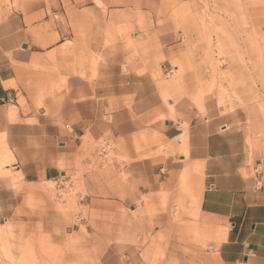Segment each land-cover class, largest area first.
<instances>
[{
  "label": "rangeland",
  "instance_id": "obj_1",
  "mask_svg": "<svg viewBox=\"0 0 264 264\" xmlns=\"http://www.w3.org/2000/svg\"><path fill=\"white\" fill-rule=\"evenodd\" d=\"M239 2L0 0L5 74L14 84L0 133V264H220L222 242L212 237L219 225L199 212L188 185L145 194L140 173L125 168L157 156L188 158L186 145L154 127L157 118L138 125L131 140H115L106 110L103 134L87 132L71 151L29 146L9 132L58 116L75 80L92 89L100 69L115 63L154 81L170 110L173 98L204 112L208 97L224 113L240 109L249 148L264 151V2ZM168 35L174 47L164 55L159 37ZM28 161L65 175L28 185L17 168Z\"/></svg>",
  "mask_w": 264,
  "mask_h": 264
},
{
  "label": "crops",
  "instance_id": "obj_2",
  "mask_svg": "<svg viewBox=\"0 0 264 264\" xmlns=\"http://www.w3.org/2000/svg\"><path fill=\"white\" fill-rule=\"evenodd\" d=\"M239 1L231 0V5L240 6ZM159 38L161 44L168 45L164 55L166 51L171 52L174 37ZM4 55V36L0 35V133L5 131L4 107L14 85L5 74ZM73 86L74 98L61 114L41 118L39 125H13L9 135L25 140L29 146L45 144L54 151L56 145H63L71 151L87 132L96 137L103 134L102 119L107 116L106 110H111L110 118L114 119L109 128L115 140H131L138 132V125L147 126L157 118L154 127L167 141H176L180 147L186 145L188 158L181 155L178 159L174 156L146 158L125 166L126 170L140 173L144 183L140 188L147 190L145 194L158 192L166 185L175 186L179 181L188 185L199 212L219 225L212 237L222 242L217 250L220 264H264V151L254 154L249 148L243 111L224 113L209 97L204 112L187 99L176 103L173 98L169 99L170 110L154 81L124 74L122 66L117 68L115 63L100 69L92 89L79 80ZM11 112L15 118L16 110ZM134 116L140 118L139 123L133 121ZM63 122H73L71 130L65 126V131L60 126ZM17 168L20 180L28 185L51 183L63 173L52 166L40 170L37 161H28ZM5 199L6 192L2 190L0 204ZM14 199H17L15 195Z\"/></svg>",
  "mask_w": 264,
  "mask_h": 264
},
{
  "label": "bare ground",
  "instance_id": "obj_3",
  "mask_svg": "<svg viewBox=\"0 0 264 264\" xmlns=\"http://www.w3.org/2000/svg\"><path fill=\"white\" fill-rule=\"evenodd\" d=\"M235 19H236V17H235ZM237 19H239V18H237ZM238 21V20H237ZM238 24V23H237ZM236 24V25H237ZM237 26H235V28H236ZM238 28H240V27H238ZM238 30V29H237ZM247 32V31H246ZM250 36H252V35H250ZM250 39V38H249ZM252 40V39H251ZM258 42V41H257ZM210 60H212V58H211V56H210V58H209ZM214 59V58H213Z\"/></svg>",
  "mask_w": 264,
  "mask_h": 264
},
{
  "label": "built area",
  "instance_id": "obj_4",
  "mask_svg": "<svg viewBox=\"0 0 264 264\" xmlns=\"http://www.w3.org/2000/svg\"><path fill=\"white\" fill-rule=\"evenodd\" d=\"M67 130H71V125H66Z\"/></svg>",
  "mask_w": 264,
  "mask_h": 264
},
{
  "label": "water",
  "instance_id": "obj_5",
  "mask_svg": "<svg viewBox=\"0 0 264 264\" xmlns=\"http://www.w3.org/2000/svg\"><path fill=\"white\" fill-rule=\"evenodd\" d=\"M24 48H27V46L26 45H24ZM170 103H172V101H170ZM63 175H65L64 173H62Z\"/></svg>",
  "mask_w": 264,
  "mask_h": 264
}]
</instances>
